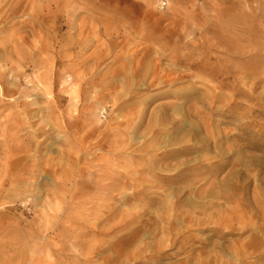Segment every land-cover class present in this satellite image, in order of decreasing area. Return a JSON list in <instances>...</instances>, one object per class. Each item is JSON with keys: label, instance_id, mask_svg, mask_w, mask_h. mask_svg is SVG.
I'll return each instance as SVG.
<instances>
[{"label": "rangeland", "instance_id": "rangeland-1", "mask_svg": "<svg viewBox=\"0 0 264 264\" xmlns=\"http://www.w3.org/2000/svg\"><path fill=\"white\" fill-rule=\"evenodd\" d=\"M234 4L0 0V264H264V21Z\"/></svg>", "mask_w": 264, "mask_h": 264}, {"label": "bare ground", "instance_id": "bare-ground-1", "mask_svg": "<svg viewBox=\"0 0 264 264\" xmlns=\"http://www.w3.org/2000/svg\"><path fill=\"white\" fill-rule=\"evenodd\" d=\"M229 1H234L235 2L234 5L237 4V7L239 10L236 12L235 11H228L227 18H226V20L222 21L221 25L222 26L228 25V26H231V28H237L241 31L246 25H250L248 28V32L251 34L253 32H255L256 28L260 27V24L262 23V21H264V3H262L261 0H251V1L250 0H229ZM262 6H263V10H262ZM255 21H259V25L258 26L256 25V27L254 26ZM207 26H209V25L207 24ZM260 28L263 29V23L261 24ZM242 32L245 33V28L243 29ZM253 40H255V39L252 37H250L248 39V41L250 43H255L256 41L253 42ZM48 85H50V83ZM12 87L17 88V86L14 84H12ZM46 90L48 91V88H46ZM34 105H37V104L34 102ZM43 115H44L43 109L38 110L35 113L29 114V116H28L29 120H33L35 118L37 119V121L34 123L30 122V128H32L33 126L38 125V124L41 125V123L44 121V118H45V116H43ZM21 123L27 124V121H25V122L23 121ZM42 129H43V127L40 130L42 131ZM74 131H75V129H74ZM49 135H53V134L48 133V137H49ZM184 152H187V150H184ZM19 161H20V159H18L16 162L11 164L12 169H15L16 163ZM259 162L261 163V161H259ZM27 171L28 172L26 174H29L31 172V169L30 170L27 169ZM131 236H134V234H131ZM133 241H130L129 247L131 246V243ZM118 243L121 245L120 247H121L122 251L123 252L126 251L121 239L118 241Z\"/></svg>", "mask_w": 264, "mask_h": 264}, {"label": "built area", "instance_id": "built-area-1", "mask_svg": "<svg viewBox=\"0 0 264 264\" xmlns=\"http://www.w3.org/2000/svg\"><path fill=\"white\" fill-rule=\"evenodd\" d=\"M165 6H166V4H165V3H163V4H162V8H164Z\"/></svg>", "mask_w": 264, "mask_h": 264}]
</instances>
